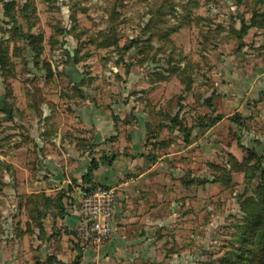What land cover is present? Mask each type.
Here are the masks:
<instances>
[{"label": "rangeland", "instance_id": "374dc122", "mask_svg": "<svg viewBox=\"0 0 264 264\" xmlns=\"http://www.w3.org/2000/svg\"><path fill=\"white\" fill-rule=\"evenodd\" d=\"M85 95L142 143L184 264H264V0H0V264L60 236L73 189L47 195L38 165Z\"/></svg>", "mask_w": 264, "mask_h": 264}, {"label": "crops", "instance_id": "0c3cea01", "mask_svg": "<svg viewBox=\"0 0 264 264\" xmlns=\"http://www.w3.org/2000/svg\"><path fill=\"white\" fill-rule=\"evenodd\" d=\"M72 113L73 117L66 126L68 131L56 133L50 142V147L55 150L50 151L45 158L41 157L43 162L42 164L39 162L38 165L39 169L43 166L40 173L46 172L49 176L38 181L44 185L47 195L56 190L72 187L73 191L70 194L74 200V205L70 208L66 206L63 214H54L52 219L51 215L46 218L44 224L47 234L53 233L55 229L56 233L61 234L57 240L47 243V252L44 254L46 257L39 262L41 264L187 262V255L183 250L184 238L178 236L182 234V225H177V220L184 217L183 213L179 214L177 209L174 210V204L171 205L173 208L170 211L164 207L166 206L164 194L156 193L150 183L157 182L151 178L153 173L148 175L150 167L140 168L139 158L134 159L131 156L140 151L142 143L138 146L135 140L127 138L120 124L116 127L110 109H104L100 104L94 105L86 95L82 103L73 105ZM137 135L141 137L145 134L139 130ZM42 144L49 146L46 142ZM112 151L118 154L117 157L111 162H101V158ZM127 152L128 157L125 155ZM93 160L99 166L94 171L91 182L84 183L83 178ZM83 184L85 188L92 185L96 188L118 186L112 232L101 243L89 239L83 242L79 235H75L80 225V203L86 193L79 187ZM148 186H151L155 193L141 196L142 190L149 191ZM185 234L188 239L187 232ZM171 246L175 247L176 251L170 254L173 258L165 259V256L159 258L161 251Z\"/></svg>", "mask_w": 264, "mask_h": 264}, {"label": "built area", "instance_id": "2783aa9c", "mask_svg": "<svg viewBox=\"0 0 264 264\" xmlns=\"http://www.w3.org/2000/svg\"><path fill=\"white\" fill-rule=\"evenodd\" d=\"M118 188H97L85 193L79 208V237L101 243L112 232Z\"/></svg>", "mask_w": 264, "mask_h": 264}, {"label": "trees", "instance_id": "16d2710c", "mask_svg": "<svg viewBox=\"0 0 264 264\" xmlns=\"http://www.w3.org/2000/svg\"><path fill=\"white\" fill-rule=\"evenodd\" d=\"M98 166H99V164L96 162V161H92L91 162V165H90V167H89V169H88V172H87V174L84 176V178H83V180L85 181V183H90L91 182V179H92V177H93V173H94V171L98 168ZM94 188L95 187H93V185L92 186H90V188L89 189H87V192H91L92 190H94ZM96 189V188H95ZM262 247H264V242H263V244H262Z\"/></svg>", "mask_w": 264, "mask_h": 264}, {"label": "water", "instance_id": "95a60500", "mask_svg": "<svg viewBox=\"0 0 264 264\" xmlns=\"http://www.w3.org/2000/svg\"><path fill=\"white\" fill-rule=\"evenodd\" d=\"M69 73L70 74L71 73L73 74V79L76 81V83H80L81 82L83 76L82 75H79V73L76 71V69L74 67H72L71 69H69ZM4 111L7 113V115L9 117H11V113H12L11 110L4 109Z\"/></svg>", "mask_w": 264, "mask_h": 264}]
</instances>
